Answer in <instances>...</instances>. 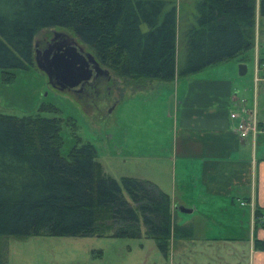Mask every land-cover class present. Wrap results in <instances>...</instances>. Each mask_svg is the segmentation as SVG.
Here are the masks:
<instances>
[{"label": "trees", "instance_id": "1", "mask_svg": "<svg viewBox=\"0 0 264 264\" xmlns=\"http://www.w3.org/2000/svg\"><path fill=\"white\" fill-rule=\"evenodd\" d=\"M188 15L179 60L178 0H0V69L13 79L33 64L36 35L58 26L122 76L173 80L253 48L264 0H197ZM61 128L58 116L0 111V236L144 231L164 254L173 236H194L192 224L174 223L170 193L149 178L107 175L91 141L63 155ZM254 244L264 249V239Z\"/></svg>", "mask_w": 264, "mask_h": 264}, {"label": "rangeland", "instance_id": "2", "mask_svg": "<svg viewBox=\"0 0 264 264\" xmlns=\"http://www.w3.org/2000/svg\"><path fill=\"white\" fill-rule=\"evenodd\" d=\"M196 1L178 0L179 60L183 57L181 30L184 17L190 10L196 11ZM258 18L255 46L247 52L245 59L242 55L229 58L177 80L132 79L101 63L110 75L84 93L54 85L39 66L36 49L44 47L55 31H64L96 57L94 50L69 28H44L35 38L33 64L15 69L13 79H8L0 69V111L18 116L37 113L58 116L62 119L60 150L63 155L68 156L76 144L89 140L95 144L97 159L107 175L118 180L123 175L152 178L168 188L174 169L171 156L176 128V115L170 113L169 107L171 96L175 97L177 88L182 91L190 78L231 76L237 81L240 99L248 100L249 107H252L255 99V59L258 54L264 58V16ZM242 62L248 67L245 74L240 73ZM258 74L263 77L264 69H260ZM258 97L260 110L264 111V81L258 86ZM179 214L182 217L177 218L180 223L190 219L197 223L198 230L203 228L204 231L205 226H209L201 224L207 220L196 212ZM215 214L214 218H217ZM210 222L215 221L211 219ZM241 245L244 253L235 255L234 259L239 264H248V251L245 252V245ZM199 248L200 242L197 246L186 241L184 245H171L168 253L164 254L156 240L146 236L144 231L139 237L0 236V255L7 259V264H190L188 261L198 258Z\"/></svg>", "mask_w": 264, "mask_h": 264}, {"label": "crops", "instance_id": "3", "mask_svg": "<svg viewBox=\"0 0 264 264\" xmlns=\"http://www.w3.org/2000/svg\"><path fill=\"white\" fill-rule=\"evenodd\" d=\"M257 45H261L259 40ZM260 57L258 54L255 59L252 107L248 100L240 99L237 81L231 76L190 78L182 91L177 88L175 92L171 182L165 188L159 180L149 179L170 193L174 223L194 227L192 238L171 239L172 246L186 241L198 246L200 242V254L188 261L190 264H235V255L244 253L241 244L248 251V264H264V249L254 244L255 238L264 239V111L258 104V86L264 81L258 72L264 68H257ZM237 109H245L248 118L258 121L260 130L255 138L241 137L239 118L231 117ZM178 205L193 210L180 211ZM257 208L261 209L258 216ZM180 212H196L207 220L201 224L209 226L204 231L190 219L180 223Z\"/></svg>", "mask_w": 264, "mask_h": 264}, {"label": "water", "instance_id": "4", "mask_svg": "<svg viewBox=\"0 0 264 264\" xmlns=\"http://www.w3.org/2000/svg\"><path fill=\"white\" fill-rule=\"evenodd\" d=\"M64 36V37H63ZM61 38L62 43L56 40ZM64 39V40H63ZM52 40L55 41L45 50L36 49V59L39 66L48 74L50 81L60 88L75 87L92 77L95 69H101V65L91 52L83 53L82 46L77 40L64 31H55ZM107 71L106 68H102ZM247 72V64H240V73ZM174 96L170 99V113L174 112ZM180 211L190 212L193 209L184 205H178Z\"/></svg>", "mask_w": 264, "mask_h": 264}, {"label": "built area", "instance_id": "5", "mask_svg": "<svg viewBox=\"0 0 264 264\" xmlns=\"http://www.w3.org/2000/svg\"><path fill=\"white\" fill-rule=\"evenodd\" d=\"M257 68H264V62H258ZM244 112L245 109L233 110L231 112V117L235 119L239 118L237 122V129L241 137H247L251 135L255 138L260 130L258 121L254 117L248 118ZM241 202L244 204L246 201L242 200Z\"/></svg>", "mask_w": 264, "mask_h": 264}, {"label": "flooded vegetation", "instance_id": "6", "mask_svg": "<svg viewBox=\"0 0 264 264\" xmlns=\"http://www.w3.org/2000/svg\"><path fill=\"white\" fill-rule=\"evenodd\" d=\"M61 41H62L61 38H59L58 40H56V42L53 41L52 38H51L50 40H48L46 42L45 46L42 47V48H40V49L41 50H45L46 48H48V46H50L51 43H53V42H55V44L58 43V42L62 43L63 41L62 42ZM79 45H81V44H79ZM82 51H83V53H86L87 52L84 49L83 46H82ZM99 63L101 65V62H99ZM102 68H105V67L102 66L101 69H98V71H96L94 69L93 72H92V77L89 80H86L85 82H81L80 84H78L75 87H67V89H74V90H76L78 92L84 93V92H88L90 88H95L99 84V82L103 79V77H106V76H109L110 75V71L107 68H106L107 71L103 70ZM56 86L59 87V85H57V84H56Z\"/></svg>", "mask_w": 264, "mask_h": 264}]
</instances>
